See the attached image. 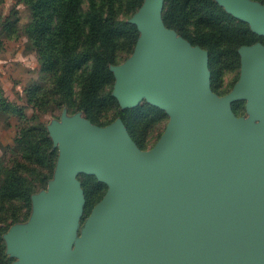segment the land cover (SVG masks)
<instances>
[{
	"label": "water",
	"instance_id": "1",
	"mask_svg": "<svg viewBox=\"0 0 264 264\" xmlns=\"http://www.w3.org/2000/svg\"><path fill=\"white\" fill-rule=\"evenodd\" d=\"M217 1L264 36V5ZM162 3L144 0L130 20L139 38L112 68V95L123 109L145 99L164 110L165 132L142 152L119 119L104 128L78 118L58 127L54 179L32 197L28 226L5 235L11 264H264V46L238 49L239 80L218 97L207 52L163 25ZM236 100H246L249 119L232 113ZM78 173L107 191L76 237Z\"/></svg>",
	"mask_w": 264,
	"mask_h": 264
},
{
	"label": "rangeland",
	"instance_id": "2",
	"mask_svg": "<svg viewBox=\"0 0 264 264\" xmlns=\"http://www.w3.org/2000/svg\"><path fill=\"white\" fill-rule=\"evenodd\" d=\"M80 1L69 7L63 0H0V228H6L0 234V257L2 254L10 260L8 264L16 261V258H12L6 251L5 235L12 227L28 226L33 213L32 197L46 193L49 182L54 179L59 149L53 133L64 122L76 118L104 128L118 119L122 121L119 113L131 109H123L112 95L116 80L112 68L124 64L134 53L139 38L137 29V38L128 33L113 43L111 62L103 66L106 68L103 77L96 82L92 102L89 101L86 111L83 110L85 104L82 103V96L95 56L89 57L69 76L63 74L64 54L81 53L89 42L88 23H84L82 17L89 11L90 1ZM211 1L233 19L220 20V26L225 22L229 25L242 22L250 29L246 22L227 12L217 0ZM250 1L260 3L257 0ZM95 2L98 4V1ZM143 3L144 0L137 8L136 0H115L108 9H104L102 18L107 19L109 24H130ZM168 6L169 1L163 0V25L172 30L177 39L207 52L210 90L218 97L226 96L240 77L241 59L238 49L241 46L235 48L232 44L221 45L218 48L222 52L210 63L208 51L188 39L190 37L195 42L194 37L209 28L198 24L195 14L186 18L180 14L173 15L175 20L166 23L164 17L168 16ZM260 37L262 40L253 44L264 46V36ZM97 46L98 43H94V52ZM45 59L48 65L43 64ZM107 95L114 101L107 99ZM3 101L10 106H5ZM146 104L147 101L143 99L137 106ZM229 108L237 118L249 119L246 100L233 101ZM157 109L162 112L161 115L131 117L127 126L122 121L135 147L142 152L155 146L169 122V115ZM92 178L96 179L87 173H78L75 177L84 198L76 237L93 207L107 191V185L102 183L105 188L101 196L93 202L89 211L85 210L83 188ZM6 179L10 182L17 180L18 192L11 188L4 192L2 183Z\"/></svg>",
	"mask_w": 264,
	"mask_h": 264
},
{
	"label": "trees",
	"instance_id": "3",
	"mask_svg": "<svg viewBox=\"0 0 264 264\" xmlns=\"http://www.w3.org/2000/svg\"><path fill=\"white\" fill-rule=\"evenodd\" d=\"M90 7L89 11L82 17V20L88 23L87 36L89 39L88 44L85 46V49L81 53L75 54H64L62 59V70L65 76L72 74V71L80 67L83 62H85L92 55L95 56V61L93 62V67L89 80L86 84V90L83 92L82 103L83 110H87L89 101L92 102V97L94 96L95 84L103 77V71L108 63L111 62V50L114 48L115 40L118 37L124 36L128 33H131L135 38H137V31L134 25L129 23H123L119 25L107 23V19L102 18V14L105 8L108 9L109 6L114 3L115 0H89ZM95 1H98L96 4ZM137 1V8L141 5L142 0ZM168 16L165 15L164 21L166 23L172 22L173 15L176 16L180 14L182 18H186L191 14L196 15V22L200 25H204L209 28L208 31H204L201 34H198L194 37L195 42L188 39L193 44H198L201 47L205 48L208 51L209 62L211 63L213 58L220 54L222 51L218 47L227 43L232 44L236 47L242 45H252L255 42L261 41L262 38L253 32L242 22H238L235 25H229L225 22L224 25L220 26L219 21L233 20L229 15L225 14L222 9L216 5L211 0H168ZM260 3L264 4V0H257ZM80 0H63L65 5L69 7L80 3ZM62 18V17H61ZM215 29H213L214 27ZM217 27V28H216ZM94 43H98L96 51H93ZM92 49V50H91ZM64 52V48H63ZM235 53V51H233ZM233 52H231L233 54ZM44 65H48L49 62L47 59L44 60ZM105 66V67H103ZM108 75L109 72H108ZM214 77V74H213ZM68 84V81H65ZM105 97V96H104ZM110 101H114L109 95L106 96ZM3 104L7 107L10 104L6 101H3ZM161 111L151 105H141L131 109L121 111L119 116L125 125H128V120L131 117L138 116H155L161 115ZM4 184V185H3ZM17 180L13 179L12 182L9 180H3V187L5 190L9 188L17 190ZM104 185L98 182L95 178H92L87 185L84 186V196H85V210L89 211L91 205L96 201L104 189ZM26 200L27 197H26ZM6 228H0V234L5 232ZM10 260H7L1 254L0 264H8Z\"/></svg>",
	"mask_w": 264,
	"mask_h": 264
}]
</instances>
